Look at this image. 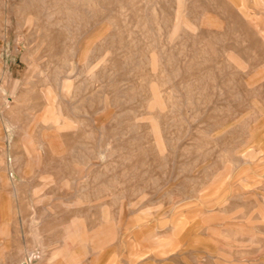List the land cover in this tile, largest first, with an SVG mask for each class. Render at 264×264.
I'll use <instances>...</instances> for the list:
<instances>
[{
    "label": "bare ground",
    "instance_id": "1",
    "mask_svg": "<svg viewBox=\"0 0 264 264\" xmlns=\"http://www.w3.org/2000/svg\"><path fill=\"white\" fill-rule=\"evenodd\" d=\"M263 6L264 0H21L16 6L19 26L34 22L31 35L41 34L37 46L48 50L49 59L45 68L36 66L27 93L17 97L11 117L20 124L28 116L23 142L31 157L14 158L29 182L44 181L30 186L32 194L58 189L62 194H120L114 197L121 204L116 224L107 222L104 208L107 224L93 237L82 228L67 232L68 243L80 235L102 250L94 264H118L115 241L123 225L130 231L128 264H171L176 253L200 263L203 257L212 260L220 241L229 247L221 253L229 261L232 246L243 245L228 234L243 232L232 223L233 213L225 205L213 206L221 194H246L257 155L264 152V99L259 96L264 66L251 71L237 53L264 48V16L256 14ZM242 87L251 90V97ZM235 98L242 102L239 109ZM76 114L85 119L76 121ZM88 120L95 122L96 132L84 131ZM79 129L76 147H68L64 135L74 136ZM44 167L45 175L40 173ZM200 172L187 179L193 184L189 191L181 183L169 187L173 177ZM258 173L253 178L264 185ZM55 175L61 185L48 190ZM1 181L17 195L29 190L13 175ZM152 193L184 196L175 200L171 195L169 207L147 205L143 200ZM124 194L139 199L128 202ZM129 207L134 209L130 215ZM76 221L83 227V219ZM34 227L29 264L41 262L45 250ZM247 235L254 240V232ZM67 261L73 264L72 258Z\"/></svg>",
    "mask_w": 264,
    "mask_h": 264
},
{
    "label": "rangeland",
    "instance_id": "2",
    "mask_svg": "<svg viewBox=\"0 0 264 264\" xmlns=\"http://www.w3.org/2000/svg\"><path fill=\"white\" fill-rule=\"evenodd\" d=\"M20 2L21 0H0V250L8 246L5 254V257L8 258L12 253L16 252L18 248L27 246L34 247V234L32 232V225H34L36 234L39 235L42 246L45 249L43 255H47L44 261L45 264L51 259L55 264H70L67 261L68 257L73 259V264H94L92 261L94 258L101 257L103 253L102 250L94 249L91 245L92 241L80 235H75L68 243L67 232H79L82 228L81 231L83 230L90 234V237H93V232L101 230L103 225L107 224L102 219V210L104 208L109 212L107 222L116 224L120 219L119 211L117 210H119L121 204H119L120 202L117 199L114 200V197L120 194H62L59 189H55L61 185V181H59L57 175H55V179L57 180L48 184V190H56V194H32L30 186L36 187L42 185L44 181L41 182V179L34 178L33 181L29 182V179L24 178L25 176L20 173L19 164H17L15 160L17 156H21L22 154L21 157L25 161L29 160V157H31L29 150L24 146L25 144L23 142V131L28 126L29 120L28 116L24 115L19 124L12 119L11 114L17 104V97L27 93L26 89L30 87L29 81L31 80L32 73L35 71L36 66L37 70L45 68V63L49 59L48 50L45 47L37 46L42 38L41 34L38 38H33L31 35L34 22H32L31 25L19 26L20 16L16 6L19 5ZM14 3L16 6L13 5ZM256 14L264 16L262 7L256 11ZM254 40L255 39L252 38L248 39L251 44H253ZM237 53L240 56L244 55L241 58L246 62L247 68L251 71L264 66V48H259L258 50V46L248 47V51L244 52L243 50H239ZM254 53H260L258 59L253 58ZM3 74L8 76L9 79L6 84L4 83L5 79ZM242 89L246 92L245 94L247 96L251 95V90L249 88L242 87ZM260 93L262 94H259L260 98L263 96L262 98L264 99L263 86ZM250 97L247 98L248 103H251ZM241 103L242 102L236 100V98L233 101V105L236 109H239ZM249 116L250 115H248V117ZM73 117L76 121L85 119V117L78 114ZM6 126H8V128H6ZM83 129L85 132L97 131L96 124L92 120H88ZM82 133L83 131L79 129L74 136L65 134L64 139L67 146L70 148L76 147ZM84 139L85 142L89 141L87 136ZM188 143L189 139L184 140L181 145L184 147ZM113 144L114 143L107 145V153L112 152L114 147ZM44 153L46 152L44 151ZM48 155L49 153L47 157ZM105 157L106 155H102L104 161H101V163L107 161ZM257 157L258 166L254 167L252 173L249 174V176L252 177H250V187L246 194H221L223 196H221L222 199L219 202L217 201L213 206L214 209L219 210L222 205H225V207L233 213L232 223L235 227L242 228L243 232H237L231 229L228 234L236 241V244L241 242L243 245L232 246L231 259L229 261L221 254L224 251L227 252L229 247L226 249L223 248L224 245L220 241L219 244H221H218L212 260L209 257H203L200 263H198V260L196 261L190 254H186L185 257H183L184 254L180 255L176 253L177 255H171L175 258H172L171 264H264V216L262 215V212H264V185L257 183L252 175L259 172L258 174L264 178V152L257 155ZM52 159L55 162L58 161L56 157ZM182 161L184 162V160ZM208 162H213V160L210 159ZM204 165L205 164L202 163L198 167V170L201 171ZM41 170L40 173L44 175L47 174L45 167ZM11 174L18 181H26L28 183L29 190L25 191L26 193H18L19 195H17L10 186L2 185L1 180L10 178L12 176ZM194 175L200 177L201 172L194 174L185 173L180 179H175V177H173V180L171 179L169 183V187L175 189L179 183H181L182 185L185 184L189 191L193 187V184L188 182L187 179ZM156 176L160 179L163 178L161 173L157 171ZM23 186L26 187L25 184ZM124 195H126L125 198L127 201L130 197L128 202L135 203L139 199L138 194ZM171 195H173L175 200L183 198L184 196L183 194L166 195L152 193L146 194V199L143 200V202L147 205L160 202L163 206L169 207ZM77 202L80 203L78 204ZM133 210L134 209L131 207L128 208L127 212L129 215ZM187 210L188 209H185V211ZM77 218L83 219V227H80L76 221ZM221 225V223L218 224V226ZM119 229L120 234L115 241V251L119 256L118 264H128L127 259L131 257V245L130 242L126 240L130 231L125 229L124 225ZM247 231L255 233L253 241L249 239ZM203 232L205 231L203 230ZM193 233L192 236L194 235ZM197 234L200 236L204 234V237L208 236L206 233L201 234L199 232ZM260 239H263L262 242ZM40 247L41 245L36 246L37 250H39ZM206 255V253L202 254V256ZM15 262H13V264H17V262ZM22 264H29V262L26 260ZM98 264H100V262Z\"/></svg>",
    "mask_w": 264,
    "mask_h": 264
},
{
    "label": "crops",
    "instance_id": "3",
    "mask_svg": "<svg viewBox=\"0 0 264 264\" xmlns=\"http://www.w3.org/2000/svg\"><path fill=\"white\" fill-rule=\"evenodd\" d=\"M7 248H8V246H5V247H3L2 250H0V262H1L0 264H13V262H15V261L17 262V264H22V263H24V261H26V260L28 261V256L34 247L33 246H27L24 248H18V250L16 252L12 253L11 256L8 258L5 257ZM46 256L47 255H45L43 260L41 262H39L38 264H44Z\"/></svg>",
    "mask_w": 264,
    "mask_h": 264
}]
</instances>
